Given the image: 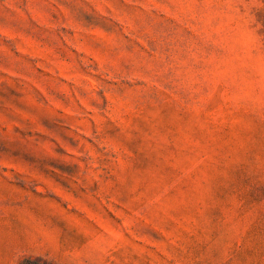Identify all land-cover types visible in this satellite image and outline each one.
Segmentation results:
<instances>
[{
	"label": "rangeland",
	"instance_id": "rangeland-1",
	"mask_svg": "<svg viewBox=\"0 0 264 264\" xmlns=\"http://www.w3.org/2000/svg\"><path fill=\"white\" fill-rule=\"evenodd\" d=\"M0 264H264V0H0Z\"/></svg>",
	"mask_w": 264,
	"mask_h": 264
}]
</instances>
